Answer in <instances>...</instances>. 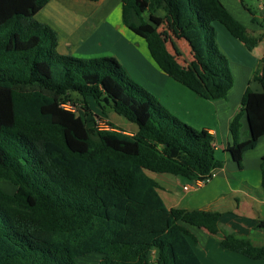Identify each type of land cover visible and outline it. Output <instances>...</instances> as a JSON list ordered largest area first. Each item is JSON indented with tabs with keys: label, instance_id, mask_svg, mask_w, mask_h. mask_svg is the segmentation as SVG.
I'll return each instance as SVG.
<instances>
[{
	"label": "trees",
	"instance_id": "16d2710c",
	"mask_svg": "<svg viewBox=\"0 0 264 264\" xmlns=\"http://www.w3.org/2000/svg\"><path fill=\"white\" fill-rule=\"evenodd\" d=\"M49 1L0 0V180L15 187L0 189V264H83L78 259L92 253L95 264H149L151 250L152 264H203L188 225L219 236L224 249L264 258V244L220 228L218 211L164 203L152 174L210 176L222 166L213 135L170 112L114 56L60 53L56 30L35 17ZM120 2L124 24L147 42L156 65L207 100L225 98L234 83L213 23L248 49L258 41L221 0ZM161 25L189 43L186 68L168 52ZM252 80L261 90L246 87L229 125L226 149L239 167L245 147L264 136V55ZM89 99L136 130L87 126L72 108L88 114ZM260 169L264 187V156Z\"/></svg>",
	"mask_w": 264,
	"mask_h": 264
},
{
	"label": "crops",
	"instance_id": "0c3cea01",
	"mask_svg": "<svg viewBox=\"0 0 264 264\" xmlns=\"http://www.w3.org/2000/svg\"><path fill=\"white\" fill-rule=\"evenodd\" d=\"M72 1L73 4H68L73 13L81 16L84 22L95 24L92 23L81 33L70 24V32L62 33L61 37L56 29L60 53L81 58L99 54L114 56L130 77L155 95L165 108L193 128L205 129L214 137L215 157L222 161V166L212 172L207 182L196 186L194 181L181 176L152 174L159 184L158 192L164 203L168 207L218 211L223 231H233L250 238L255 244H264V227H257L258 221L264 219V187L260 169L264 156V136L245 147L241 167L232 160L226 149L232 144L229 125L240 110L243 92L248 86L256 91L261 90L260 85L252 80V74L259 68L264 55V0H250L251 4L246 0L252 14L241 5L240 0H221L228 11L253 36L258 37V41L248 49L221 23H213L216 43L227 57L234 78L227 96L218 100H207L196 95L192 89L177 82L156 65L147 42L124 24L120 0ZM155 14L164 15L161 9ZM133 19L138 21L135 14ZM168 52L171 53L169 49ZM240 122V141H244L250 136L245 116L241 117ZM128 124L132 132L124 131L133 133L135 125ZM183 186L188 188L183 190ZM0 189L10 194L15 191V187L6 180H0ZM187 227L196 237L192 245L203 264H264V258L252 259L220 247L219 236L194 226Z\"/></svg>",
	"mask_w": 264,
	"mask_h": 264
},
{
	"label": "rangeland",
	"instance_id": "374dc122",
	"mask_svg": "<svg viewBox=\"0 0 264 264\" xmlns=\"http://www.w3.org/2000/svg\"><path fill=\"white\" fill-rule=\"evenodd\" d=\"M72 0H50L40 11L35 15V17L42 21L49 23L55 30L60 31L61 34H67L70 32L68 25L75 26L81 33L83 30L87 29L94 22H84L81 16L73 13V10L70 8L68 3H72ZM246 2V0H245ZM249 4L252 2L247 0ZM246 2V3H247ZM90 29V28H89ZM88 29V30H89ZM160 31L163 34L169 51L174 54L177 59V62L181 67H185L188 62L193 59V55L189 48V43L182 38L176 31H168L164 25L160 26ZM99 55H94L92 57H99ZM81 58L79 56H74ZM82 58H90L84 56ZM130 64V63H129ZM131 65V64H130ZM199 71V69H198ZM90 112L88 114L83 113V110L80 108H72L75 110V113L83 118L87 126H94L98 129L100 128H114L113 126L121 129H125L127 132L130 131V125L127 120L123 117L117 115L111 110H108L106 114H102L100 108L93 102L92 99H89ZM123 124V125H122ZM132 124V123H130ZM155 251L151 250L149 255V264H152L155 260ZM99 259V255L96 253L89 254L78 259L79 262L83 264H95Z\"/></svg>",
	"mask_w": 264,
	"mask_h": 264
},
{
	"label": "built area",
	"instance_id": "2783aa9c",
	"mask_svg": "<svg viewBox=\"0 0 264 264\" xmlns=\"http://www.w3.org/2000/svg\"><path fill=\"white\" fill-rule=\"evenodd\" d=\"M210 178H211V175L208 176V177H206V178H204V179L194 180V184H195L196 186L201 185V184L207 182ZM187 188H188L187 186H183V190H185V189H187Z\"/></svg>",
	"mask_w": 264,
	"mask_h": 264
}]
</instances>
